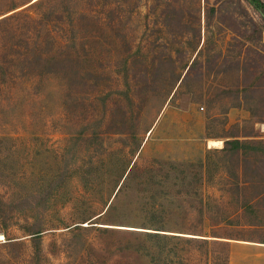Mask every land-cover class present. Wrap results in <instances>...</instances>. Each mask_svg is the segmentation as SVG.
Instances as JSON below:
<instances>
[{
    "label": "rangeland",
    "instance_id": "1",
    "mask_svg": "<svg viewBox=\"0 0 264 264\" xmlns=\"http://www.w3.org/2000/svg\"><path fill=\"white\" fill-rule=\"evenodd\" d=\"M233 241L264 243L254 9L0 0V264H228Z\"/></svg>",
    "mask_w": 264,
    "mask_h": 264
},
{
    "label": "crops",
    "instance_id": "2",
    "mask_svg": "<svg viewBox=\"0 0 264 264\" xmlns=\"http://www.w3.org/2000/svg\"><path fill=\"white\" fill-rule=\"evenodd\" d=\"M228 260V264H264V243L233 241Z\"/></svg>",
    "mask_w": 264,
    "mask_h": 264
},
{
    "label": "trees",
    "instance_id": "3",
    "mask_svg": "<svg viewBox=\"0 0 264 264\" xmlns=\"http://www.w3.org/2000/svg\"><path fill=\"white\" fill-rule=\"evenodd\" d=\"M253 9L254 11L259 15L261 21H262V24L264 26V2H262L261 0H245ZM225 145H236V146H239L240 145V142L238 140H226L224 142ZM223 151H226V149L223 147L222 148ZM148 236L150 237H159V235L161 234H158L156 232H153V233H147ZM167 236V235H166ZM165 236V237H166Z\"/></svg>",
    "mask_w": 264,
    "mask_h": 264
},
{
    "label": "bare ground",
    "instance_id": "4",
    "mask_svg": "<svg viewBox=\"0 0 264 264\" xmlns=\"http://www.w3.org/2000/svg\"><path fill=\"white\" fill-rule=\"evenodd\" d=\"M209 144H210L211 146L216 147V146H219L220 142H218V141H209ZM208 147H209V146H208Z\"/></svg>",
    "mask_w": 264,
    "mask_h": 264
}]
</instances>
